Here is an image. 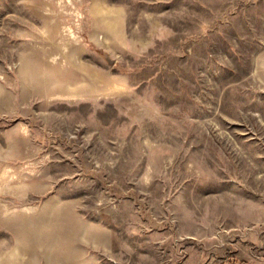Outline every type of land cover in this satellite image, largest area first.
Here are the masks:
<instances>
[{"label":"rangeland","instance_id":"1","mask_svg":"<svg viewBox=\"0 0 264 264\" xmlns=\"http://www.w3.org/2000/svg\"><path fill=\"white\" fill-rule=\"evenodd\" d=\"M0 264H264V0H0Z\"/></svg>","mask_w":264,"mask_h":264}]
</instances>
